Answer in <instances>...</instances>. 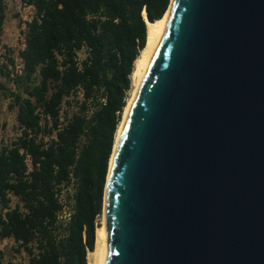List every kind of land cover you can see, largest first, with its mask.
Returning a JSON list of instances; mask_svg holds the SVG:
<instances>
[{"label":"water","instance_id":"water-1","mask_svg":"<svg viewBox=\"0 0 264 264\" xmlns=\"http://www.w3.org/2000/svg\"><path fill=\"white\" fill-rule=\"evenodd\" d=\"M170 6L106 183L107 264H264V0Z\"/></svg>","mask_w":264,"mask_h":264},{"label":"trees","instance_id":"trees-1","mask_svg":"<svg viewBox=\"0 0 264 264\" xmlns=\"http://www.w3.org/2000/svg\"><path fill=\"white\" fill-rule=\"evenodd\" d=\"M31 1L39 18L19 50L24 68L0 63V92L17 109L20 130L0 148V241L29 255L19 264H88L135 61L147 44L146 17L161 19L171 0ZM6 19L0 0V45ZM7 52L15 66L13 48ZM70 186L64 221L61 194Z\"/></svg>","mask_w":264,"mask_h":264},{"label":"bare ground","instance_id":"bare-ground-1","mask_svg":"<svg viewBox=\"0 0 264 264\" xmlns=\"http://www.w3.org/2000/svg\"><path fill=\"white\" fill-rule=\"evenodd\" d=\"M171 6L169 7L167 13L158 20L150 21L147 20V44L146 47L141 51L140 56L135 61V68L132 73L133 89L131 96L128 100L127 106L125 108V113L123 120L118 128L116 135V142L114 145L113 154L110 161V168L107 180L109 181L112 168L115 162L116 153L119 146L120 135L126 121V118L129 114V111L140 91L142 84L146 78L152 60L160 46L161 41L163 40L165 34L167 33ZM107 181V182H108ZM102 220V224L97 228L96 231V244L95 249L88 253V264H107L109 259V239L108 233L106 230L105 223V213Z\"/></svg>","mask_w":264,"mask_h":264},{"label":"rangeland","instance_id":"rangeland-1","mask_svg":"<svg viewBox=\"0 0 264 264\" xmlns=\"http://www.w3.org/2000/svg\"><path fill=\"white\" fill-rule=\"evenodd\" d=\"M4 34L2 37V42L7 47L13 48L15 55H18V51L21 46V41L18 37V18L15 14L13 5L10 3L7 10V19L4 27ZM85 52L80 53V57L83 58ZM9 86H14L13 83H9ZM133 89V88H132ZM132 90L129 94L131 96ZM128 98V100H129ZM10 99L4 98L0 92V148L3 142H9L14 139L19 134V129L17 128L16 113L17 109H11L9 107ZM125 113V111H124ZM124 116V114H123ZM123 120V118H122ZM122 122V121H121ZM120 122V124H121ZM68 193V192H67ZM69 195V193H68ZM18 202L16 197H13V205ZM104 214L100 218V223ZM0 251L3 254V261L5 264L13 262L14 264H19L26 262L29 259V255L25 251L17 252L16 244L12 239H4L0 241Z\"/></svg>","mask_w":264,"mask_h":264},{"label":"built area","instance_id":"built-area-1","mask_svg":"<svg viewBox=\"0 0 264 264\" xmlns=\"http://www.w3.org/2000/svg\"><path fill=\"white\" fill-rule=\"evenodd\" d=\"M6 3H7V10L10 3L14 7L15 14L18 18L17 33L21 41L20 49H23L25 47V35L27 30L29 29L30 23L35 18H39L37 14V6L31 0H6ZM7 55H8L7 47L2 42V44L0 45V63L7 64L10 70L22 72L24 68V61L22 57L19 55V51H18V55L13 54L15 66L9 63L7 59ZM67 192L69 193V195ZM73 193H74L73 186H70L66 190H64L61 194V200L63 203V209L60 212L61 220L67 221L71 216L74 199L73 197L70 198L69 196H72Z\"/></svg>","mask_w":264,"mask_h":264}]
</instances>
